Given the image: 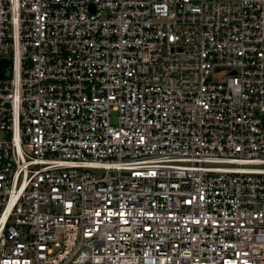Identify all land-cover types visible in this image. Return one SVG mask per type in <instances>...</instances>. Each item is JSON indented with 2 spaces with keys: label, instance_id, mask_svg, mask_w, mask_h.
<instances>
[{
  "label": "built area",
  "instance_id": "built-area-1",
  "mask_svg": "<svg viewBox=\"0 0 264 264\" xmlns=\"http://www.w3.org/2000/svg\"><path fill=\"white\" fill-rule=\"evenodd\" d=\"M3 60L0 264H264V0H0Z\"/></svg>",
  "mask_w": 264,
  "mask_h": 264
},
{
  "label": "water",
  "instance_id": "water-1",
  "mask_svg": "<svg viewBox=\"0 0 264 264\" xmlns=\"http://www.w3.org/2000/svg\"><path fill=\"white\" fill-rule=\"evenodd\" d=\"M8 65L6 60H3L1 62V68H0V77H2V69L5 68Z\"/></svg>",
  "mask_w": 264,
  "mask_h": 264
},
{
  "label": "rangeland",
  "instance_id": "rangeland-1",
  "mask_svg": "<svg viewBox=\"0 0 264 264\" xmlns=\"http://www.w3.org/2000/svg\"><path fill=\"white\" fill-rule=\"evenodd\" d=\"M117 115L115 113H112L111 115V123L114 124L116 122Z\"/></svg>",
  "mask_w": 264,
  "mask_h": 264
}]
</instances>
